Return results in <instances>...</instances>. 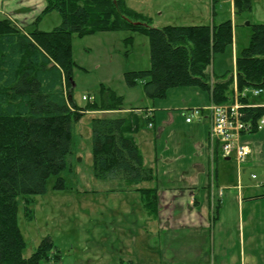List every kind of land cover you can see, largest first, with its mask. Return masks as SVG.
Here are the masks:
<instances>
[{"label":"trees","instance_id":"16d2710c","mask_svg":"<svg viewBox=\"0 0 264 264\" xmlns=\"http://www.w3.org/2000/svg\"><path fill=\"white\" fill-rule=\"evenodd\" d=\"M43 15L58 11L62 22L50 31H26L8 17L0 18V264H43L58 260L50 235L30 256L20 228V208L31 212L33 196L47 192L48 179L67 167L73 151L76 123L87 112L92 117L94 170L100 178L124 180L127 189L140 192L150 213L158 210L159 195L152 168L144 166L134 140L138 121L131 117L101 116L122 108L123 99L108 91L97 103L80 106L73 99L72 35L129 27L150 39L149 69L125 74L128 85L143 81L151 98L164 97L180 86L207 90L213 102L223 103L234 79L239 91L264 89V23H253L249 45L236 58L235 75L222 78L209 68L214 54L233 42V22L213 25L153 27L150 18L125 0H45ZM253 0H234L236 13L252 9ZM39 17L34 25H36ZM87 100V99H86ZM248 104V99L242 100ZM244 119L257 131L264 106H246ZM58 177L55 187L63 188ZM28 215L31 216V213Z\"/></svg>","mask_w":264,"mask_h":264},{"label":"rangeland","instance_id":"374dc122","mask_svg":"<svg viewBox=\"0 0 264 264\" xmlns=\"http://www.w3.org/2000/svg\"><path fill=\"white\" fill-rule=\"evenodd\" d=\"M125 2L136 12L148 16L151 19L148 24L153 27L210 25L232 20L233 42L214 54L210 67L217 77L229 78L236 70L237 55L249 45L252 26L246 25L250 20L246 18L248 14L236 13L235 5L232 6L229 0H220L215 5L212 0ZM253 2L257 9L259 0ZM3 17L5 15L0 13V18ZM61 22L62 15L54 10L27 28L50 31ZM150 54L148 35L129 27L84 36L73 34V99L80 106H88L99 103L109 90L114 91L123 99V110L98 113L112 117H131L137 108L142 111L155 103H173L181 108L180 112L182 108L201 106L205 90L197 87H172L164 97L151 98L146 95L142 80L128 85L125 74L149 69ZM84 96L91 98L84 100ZM250 99L264 105V89L259 95H251ZM141 111L138 126L144 134L150 131L149 120ZM94 115L87 112L76 123L73 151L68 156L67 167L60 174L50 176L46 193L33 196L29 206L31 212H26L23 206L20 208V228L26 241L24 256H30L40 241L50 235L60 256L55 260L53 255L43 264H201L206 260L205 253L212 251L208 237L207 243L200 244L199 239L187 237L184 231L169 234L159 218L147 210L140 192L127 190L119 178L104 179L96 175L92 148ZM257 142L260 144L262 140L257 139ZM220 158L223 161L222 153ZM233 158L232 164L238 171V162ZM250 168L243 163L240 166L247 178L255 173L260 180L264 172L262 166ZM59 176L64 179L60 189L55 187ZM213 249L217 254V247L213 246Z\"/></svg>","mask_w":264,"mask_h":264},{"label":"crops","instance_id":"0c3cea01","mask_svg":"<svg viewBox=\"0 0 264 264\" xmlns=\"http://www.w3.org/2000/svg\"><path fill=\"white\" fill-rule=\"evenodd\" d=\"M219 1L212 0V3ZM229 1L234 6V0ZM45 6V0H0V13L31 31L27 27L42 17ZM247 14L250 20L246 25L264 23V0H259L257 9L252 2ZM209 71L215 75L212 69ZM236 87L234 79L231 95ZM197 94L203 96L200 92ZM204 96L199 107L212 101L207 90ZM250 96V105L264 106L251 101ZM190 108L193 107L182 108L180 112L181 108L173 103H155L142 110L149 120L150 131L141 134L138 126L134 140L144 166L155 173V181L145 183L158 188V210L151 214L159 218L169 234L184 231L187 237L199 239L200 244L209 241L212 251L205 253L206 260L201 264H264V172L260 180L259 176L252 179L255 173L249 179L240 170L239 163V170H235L234 156L223 155L222 161L218 144L210 138L208 112L205 110L201 118L194 117L187 122ZM138 110L134 114L137 121L141 111ZM257 139L262 142L259 144ZM242 140L252 145L243 166H251V170L262 166L264 171V126L254 132H244ZM213 246L217 247V254Z\"/></svg>","mask_w":264,"mask_h":264},{"label":"built area","instance_id":"2783aa9c","mask_svg":"<svg viewBox=\"0 0 264 264\" xmlns=\"http://www.w3.org/2000/svg\"><path fill=\"white\" fill-rule=\"evenodd\" d=\"M262 92V88H246L239 91L236 87L229 101L211 102L203 107L191 108L186 120L191 122L194 117L201 118L206 110L211 121L209 133L212 142L218 144L224 156H234L237 162L242 164L252 152L251 146L242 140L243 133L251 129L250 122L244 119V108L250 104H245L242 100ZM263 126L264 118H261L257 128L261 129ZM252 178L256 179L257 175L253 174Z\"/></svg>","mask_w":264,"mask_h":264}]
</instances>
